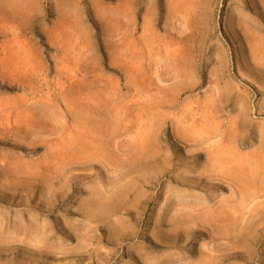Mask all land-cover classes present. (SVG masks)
Here are the masks:
<instances>
[{
	"label": "rangeland",
	"instance_id": "374dc122",
	"mask_svg": "<svg viewBox=\"0 0 264 264\" xmlns=\"http://www.w3.org/2000/svg\"><path fill=\"white\" fill-rule=\"evenodd\" d=\"M0 264H264V0H0Z\"/></svg>",
	"mask_w": 264,
	"mask_h": 264
},
{
	"label": "bare ground",
	"instance_id": "6f19581e",
	"mask_svg": "<svg viewBox=\"0 0 264 264\" xmlns=\"http://www.w3.org/2000/svg\"><path fill=\"white\" fill-rule=\"evenodd\" d=\"M93 209L91 210V216H100V214H104L106 211H110V209L108 207H103L102 204L100 203H95L93 205ZM111 210H113L114 208L118 207V203H114V205L111 206Z\"/></svg>",
	"mask_w": 264,
	"mask_h": 264
}]
</instances>
